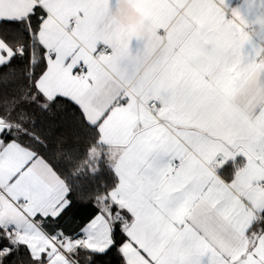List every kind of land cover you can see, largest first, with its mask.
Wrapping results in <instances>:
<instances>
[{
	"label": "snow or ice",
	"instance_id": "snow-or-ice-1",
	"mask_svg": "<svg viewBox=\"0 0 264 264\" xmlns=\"http://www.w3.org/2000/svg\"><path fill=\"white\" fill-rule=\"evenodd\" d=\"M146 2L0 0V264H264L250 0Z\"/></svg>",
	"mask_w": 264,
	"mask_h": 264
},
{
	"label": "crops",
	"instance_id": "crops-1",
	"mask_svg": "<svg viewBox=\"0 0 264 264\" xmlns=\"http://www.w3.org/2000/svg\"><path fill=\"white\" fill-rule=\"evenodd\" d=\"M228 2L232 6L241 5V0ZM113 10L118 13L116 19L121 28L132 31L144 27L154 16V10L146 0H120L119 8L117 9L114 4ZM244 18V34L239 43L245 52L252 56L253 63L259 68L264 66V0H250V10L248 7L244 8ZM130 43L133 50L142 46L137 40ZM127 44L126 41L125 47Z\"/></svg>",
	"mask_w": 264,
	"mask_h": 264
},
{
	"label": "trees",
	"instance_id": "trees-1",
	"mask_svg": "<svg viewBox=\"0 0 264 264\" xmlns=\"http://www.w3.org/2000/svg\"><path fill=\"white\" fill-rule=\"evenodd\" d=\"M79 163H87V160L86 159L81 160V161H79Z\"/></svg>",
	"mask_w": 264,
	"mask_h": 264
},
{
	"label": "built area",
	"instance_id": "built-area-1",
	"mask_svg": "<svg viewBox=\"0 0 264 264\" xmlns=\"http://www.w3.org/2000/svg\"><path fill=\"white\" fill-rule=\"evenodd\" d=\"M235 1H238V0H235ZM263 57V56H262ZM263 58H261V60H262Z\"/></svg>",
	"mask_w": 264,
	"mask_h": 264
}]
</instances>
